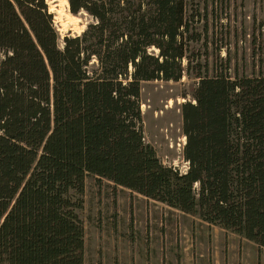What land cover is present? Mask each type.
I'll return each instance as SVG.
<instances>
[{
  "label": "trees",
  "instance_id": "obj_1",
  "mask_svg": "<svg viewBox=\"0 0 264 264\" xmlns=\"http://www.w3.org/2000/svg\"><path fill=\"white\" fill-rule=\"evenodd\" d=\"M67 2L91 22L60 47L46 0H0V264H84L87 176L264 248V76L192 67L206 30L185 0ZM193 71L180 173L145 142L139 98Z\"/></svg>",
  "mask_w": 264,
  "mask_h": 264
},
{
  "label": "rangeland",
  "instance_id": "obj_2",
  "mask_svg": "<svg viewBox=\"0 0 264 264\" xmlns=\"http://www.w3.org/2000/svg\"><path fill=\"white\" fill-rule=\"evenodd\" d=\"M59 35H80L91 18L74 16L67 0H46ZM200 14V59L208 76H264V0H185ZM187 62H183L186 66ZM189 74V73H188ZM196 71L178 82L141 84L143 136L166 167L185 173L181 106L193 102ZM84 264H264V248L134 192L87 176L83 209Z\"/></svg>",
  "mask_w": 264,
  "mask_h": 264
}]
</instances>
